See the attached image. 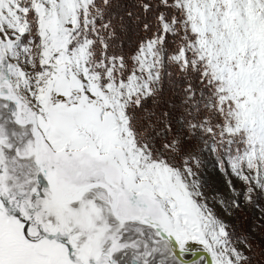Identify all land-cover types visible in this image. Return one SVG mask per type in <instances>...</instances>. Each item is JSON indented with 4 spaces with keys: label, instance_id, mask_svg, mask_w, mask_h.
Instances as JSON below:
<instances>
[{
    "label": "snow or ice",
    "instance_id": "snow-or-ice-1",
    "mask_svg": "<svg viewBox=\"0 0 264 264\" xmlns=\"http://www.w3.org/2000/svg\"><path fill=\"white\" fill-rule=\"evenodd\" d=\"M0 264H264V0H0Z\"/></svg>",
    "mask_w": 264,
    "mask_h": 264
},
{
    "label": "flooded vegetation",
    "instance_id": "flooded-vegetation-1",
    "mask_svg": "<svg viewBox=\"0 0 264 264\" xmlns=\"http://www.w3.org/2000/svg\"><path fill=\"white\" fill-rule=\"evenodd\" d=\"M192 258H193V256H192L191 254H189V255L186 257V259H188L189 261L193 260Z\"/></svg>",
    "mask_w": 264,
    "mask_h": 264
},
{
    "label": "water",
    "instance_id": "water-1",
    "mask_svg": "<svg viewBox=\"0 0 264 264\" xmlns=\"http://www.w3.org/2000/svg\"><path fill=\"white\" fill-rule=\"evenodd\" d=\"M192 259H194V257Z\"/></svg>",
    "mask_w": 264,
    "mask_h": 264
}]
</instances>
